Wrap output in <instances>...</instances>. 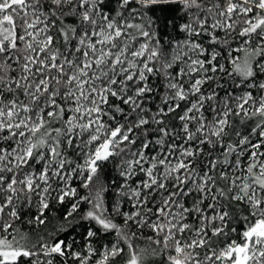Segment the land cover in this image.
<instances>
[{"label":"snow or ice","instance_id":"snow-or-ice-1","mask_svg":"<svg viewBox=\"0 0 264 264\" xmlns=\"http://www.w3.org/2000/svg\"><path fill=\"white\" fill-rule=\"evenodd\" d=\"M0 264H264V0H0Z\"/></svg>","mask_w":264,"mask_h":264}]
</instances>
